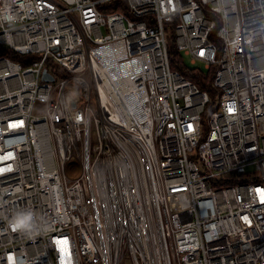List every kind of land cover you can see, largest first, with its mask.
Returning <instances> with one entry per match:
<instances>
[{
  "label": "built area",
  "instance_id": "obj_1",
  "mask_svg": "<svg viewBox=\"0 0 264 264\" xmlns=\"http://www.w3.org/2000/svg\"><path fill=\"white\" fill-rule=\"evenodd\" d=\"M0 48V264H264V0H0Z\"/></svg>",
  "mask_w": 264,
  "mask_h": 264
},
{
  "label": "trees",
  "instance_id": "obj_2",
  "mask_svg": "<svg viewBox=\"0 0 264 264\" xmlns=\"http://www.w3.org/2000/svg\"><path fill=\"white\" fill-rule=\"evenodd\" d=\"M105 8V7H103ZM111 9V8H110ZM113 9L119 10L118 7H113ZM120 10H125L124 8H120ZM169 29V38H170V56H171V63L172 67L181 71L184 75H186L188 78L193 80L199 87L202 89H207L209 90L212 99L215 98L216 96V89L212 87V81L214 77V73L216 70V66L213 65L210 68L204 70H199L196 68H190L185 64V58L184 56L178 51L176 44H175V39H174V32L171 30L173 29L171 26L168 27ZM6 54L8 53L7 48H0V54ZM15 59L23 60L24 63V57L22 56H13ZM212 104V102H211ZM210 110V108H206L205 110V115L207 112ZM243 181V179H232L231 181ZM226 182V181H225ZM223 182V183H225ZM228 182V181H227Z\"/></svg>",
  "mask_w": 264,
  "mask_h": 264
},
{
  "label": "rangeland",
  "instance_id": "obj_3",
  "mask_svg": "<svg viewBox=\"0 0 264 264\" xmlns=\"http://www.w3.org/2000/svg\"><path fill=\"white\" fill-rule=\"evenodd\" d=\"M185 64L190 68H196L199 70H206L204 64L202 62L193 63L189 57L185 58ZM254 167H250V169H253ZM68 172L71 177L76 178L79 176L81 172L80 163L77 159H73L68 166Z\"/></svg>",
  "mask_w": 264,
  "mask_h": 264
},
{
  "label": "clouds",
  "instance_id": "obj_4",
  "mask_svg": "<svg viewBox=\"0 0 264 264\" xmlns=\"http://www.w3.org/2000/svg\"><path fill=\"white\" fill-rule=\"evenodd\" d=\"M28 213H18L14 217V224L17 229H24L26 227Z\"/></svg>",
  "mask_w": 264,
  "mask_h": 264
},
{
  "label": "water",
  "instance_id": "obj_5",
  "mask_svg": "<svg viewBox=\"0 0 264 264\" xmlns=\"http://www.w3.org/2000/svg\"><path fill=\"white\" fill-rule=\"evenodd\" d=\"M43 78L46 80H53L54 79L53 75H51L47 69L44 70ZM73 105H75V102L73 103Z\"/></svg>",
  "mask_w": 264,
  "mask_h": 264
}]
</instances>
